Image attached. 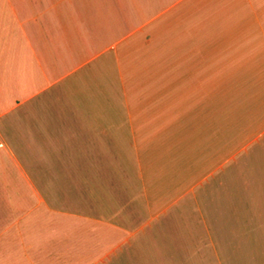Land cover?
Here are the masks:
<instances>
[{
  "label": "crops",
  "instance_id": "0c3cea01",
  "mask_svg": "<svg viewBox=\"0 0 264 264\" xmlns=\"http://www.w3.org/2000/svg\"><path fill=\"white\" fill-rule=\"evenodd\" d=\"M0 264H264V0H0Z\"/></svg>",
  "mask_w": 264,
  "mask_h": 264
}]
</instances>
